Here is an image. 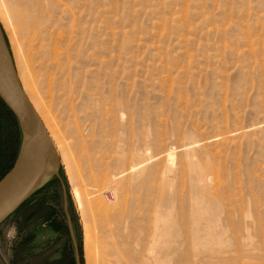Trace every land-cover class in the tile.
<instances>
[{"label":"rangeland","instance_id":"374dc122","mask_svg":"<svg viewBox=\"0 0 264 264\" xmlns=\"http://www.w3.org/2000/svg\"><path fill=\"white\" fill-rule=\"evenodd\" d=\"M21 3L0 25L25 86ZM42 3L30 84L64 152L0 264H264V0ZM19 139L0 104V176Z\"/></svg>","mask_w":264,"mask_h":264},{"label":"water","instance_id":"95a60500","mask_svg":"<svg viewBox=\"0 0 264 264\" xmlns=\"http://www.w3.org/2000/svg\"><path fill=\"white\" fill-rule=\"evenodd\" d=\"M0 100L15 116L21 139L16 159L0 179V225L59 176L60 163L49 135L17 77L0 25Z\"/></svg>","mask_w":264,"mask_h":264},{"label":"bare ground","instance_id":"6f19581e","mask_svg":"<svg viewBox=\"0 0 264 264\" xmlns=\"http://www.w3.org/2000/svg\"><path fill=\"white\" fill-rule=\"evenodd\" d=\"M32 0H22V3L18 5L16 11H15V16L18 18L20 21L22 27H21V33L24 39L26 40V46L29 49L30 52V57L31 59V72L30 76L26 77L27 85L22 86L21 79L18 77L19 82L22 86V89L29 99L31 105L33 106L34 110L36 111L37 115L39 116L40 120L42 121L49 138L52 142V145L58 155V158H60L61 151L63 150L61 140L58 137V135L55 133V131L52 129L51 125L49 124L47 118L45 117L44 113L41 111L40 105L37 102L34 93L31 88L30 84V77L35 76V73L33 72V67L34 65L38 62L37 60H34V58L38 59L36 56L37 54H33L31 52L35 51V49H42V47L38 44H35V42H40V31H41V17L39 13L42 11V0H34V3L31 2ZM17 3V2H16ZM46 3V2H45ZM44 5V4H43ZM37 51V50H36ZM17 73V72H16ZM44 85V86H43ZM39 86L43 89H48L50 88L49 83H44L43 81L40 82ZM64 152V151H62ZM170 157V156H169ZM112 176V175H111ZM113 178V177H112ZM101 193V192H100ZM86 232V231H84ZM86 236V235H84ZM85 239V238H84ZM85 245L87 246V240L84 241Z\"/></svg>","mask_w":264,"mask_h":264},{"label":"trees","instance_id":"16d2710c","mask_svg":"<svg viewBox=\"0 0 264 264\" xmlns=\"http://www.w3.org/2000/svg\"><path fill=\"white\" fill-rule=\"evenodd\" d=\"M0 104L2 105V107H3V109H5V111H6V115H8V117H9V119L11 120V121H13V123H14V125H15V127H17V129H18V131H19V126H18V123H17V121H16V118H15V116L12 114V112L3 104V102H1V100H0ZM19 138H20V134H19ZM19 144H20V139H19V141H18V143H17V149H16V152H15V155H14V159H13V161H12V163H10V165H9V167L6 169V171H5V173H3V175L2 176H0V179L9 171V169L12 167V165H13V163H14V161H15V159H16V156H17V153H18V149H19ZM43 189V188H42ZM41 189V190H42ZM40 190V191H41ZM38 193V192H37ZM35 195V194H34ZM33 195V196H34ZM28 201V200H27ZM26 201V202H27ZM25 202V203H26ZM24 203V204H25ZM23 204V205H24ZM22 205V206H23ZM21 206V207H22Z\"/></svg>","mask_w":264,"mask_h":264},{"label":"crops","instance_id":"0c3cea01","mask_svg":"<svg viewBox=\"0 0 264 264\" xmlns=\"http://www.w3.org/2000/svg\"><path fill=\"white\" fill-rule=\"evenodd\" d=\"M53 223H48V225L49 226H51ZM61 235L60 234H58L57 236L55 235V237L56 238H58V237H60ZM30 236H28V238H29ZM46 239H48L47 237H38V240H37V238H36V242H35V244L34 245H39L40 243L42 244V246H44V242L46 241ZM72 239V238H71ZM74 241H75V239H74ZM73 241V242H74ZM42 250H44V248L43 247H39L37 250H36V253H38L39 251H42ZM74 257H75V254H74Z\"/></svg>","mask_w":264,"mask_h":264}]
</instances>
